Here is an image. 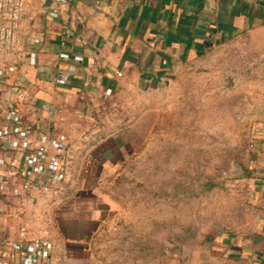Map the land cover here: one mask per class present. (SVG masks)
<instances>
[{"label":"crops","instance_id":"crops-1","mask_svg":"<svg viewBox=\"0 0 264 264\" xmlns=\"http://www.w3.org/2000/svg\"><path fill=\"white\" fill-rule=\"evenodd\" d=\"M25 2L19 58L14 71L0 78V129L28 127L30 149H9L0 138V211L5 212L0 215V240L17 237L29 223V218L17 216V207L23 212L22 201L6 196L27 178L20 170L25 153L44 148L45 168L49 159H61L58 177L49 185L53 189L70 188V172L94 181L112 165L115 147L108 144L117 137L114 112L121 98L136 97L134 105L151 109L154 96L175 91L179 99L189 91L186 80L214 79L220 64L231 73L238 63L241 79H255L256 87L255 102L241 109L239 129L230 135L241 144L238 158L231 157L239 164V175L229 184L239 198V212L230 229L191 249H177L174 264H264V0ZM17 82L26 90L21 100L11 91ZM13 110L19 115L15 124L8 119ZM60 136L62 150L52 145ZM42 173L48 175L46 169ZM92 187L84 182L76 190ZM71 199L52 205L73 209ZM99 209L61 220L69 256L96 229ZM15 259L19 264V253L14 252Z\"/></svg>","mask_w":264,"mask_h":264},{"label":"rangeland","instance_id":"rangeland-1","mask_svg":"<svg viewBox=\"0 0 264 264\" xmlns=\"http://www.w3.org/2000/svg\"><path fill=\"white\" fill-rule=\"evenodd\" d=\"M235 65L230 73L220 64L214 79L186 80L189 91L179 99L175 91L154 96L151 109L134 105L136 97L121 98L114 112L117 139L108 144L115 147L112 165L94 181L70 172V188L53 189L38 184L37 174L25 175L19 189L6 196L22 201L17 216L29 218V225L4 243H44L47 255L40 264H174L177 249H191L230 229L239 212V198L229 190L239 164L231 157L238 158L241 145L230 135L239 129L241 109L256 98L255 79H241ZM84 182L93 187L76 190ZM67 197L73 209L52 205ZM96 207L100 222L69 256L61 220ZM7 257L0 259L18 264Z\"/></svg>","mask_w":264,"mask_h":264},{"label":"built area","instance_id":"built-area-1","mask_svg":"<svg viewBox=\"0 0 264 264\" xmlns=\"http://www.w3.org/2000/svg\"><path fill=\"white\" fill-rule=\"evenodd\" d=\"M25 0H0V78L7 77L12 71H14V62L19 58L17 56L18 47V30L21 19L25 11ZM8 57H12V63L6 64L5 60ZM121 73L117 72V76ZM11 91L17 95V99L21 100L26 96V90L20 82L15 83L12 86ZM19 115L13 110L9 113L8 119L11 122L17 123ZM0 138L2 142L6 144L9 149H30V131L29 128L15 124L13 127L8 126L7 128L0 129ZM63 137L57 141L52 142V145L58 150H62ZM46 156L43 149H31V151L25 153L23 161L24 165L20 168L21 172L26 176L29 174L39 175L37 183L40 185H50L54 183L58 175L55 174L57 166L61 159L57 157L49 159L47 167H43V161ZM1 162V161H0ZM42 169V170H41ZM46 169L48 175L43 177V171ZM15 172V169H12ZM41 175V176H40ZM1 213H5L0 211ZM8 245V249L7 246ZM48 246L44 243L37 241H31L28 243L23 242H12L7 243L2 240L0 243V257L4 254L12 251L13 253H19L24 251L23 257L20 259L19 264H40L41 260L46 256L47 251L45 250ZM0 264H8V262H1Z\"/></svg>","mask_w":264,"mask_h":264},{"label":"trees","instance_id":"trees-1","mask_svg":"<svg viewBox=\"0 0 264 264\" xmlns=\"http://www.w3.org/2000/svg\"><path fill=\"white\" fill-rule=\"evenodd\" d=\"M19 255H20V257L22 258L23 255H24V251H20V252H19ZM12 256H14V253H13V252L9 253V257H12Z\"/></svg>","mask_w":264,"mask_h":264}]
</instances>
